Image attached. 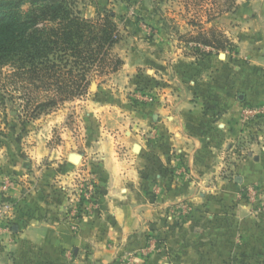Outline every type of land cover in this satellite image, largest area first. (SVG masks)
<instances>
[{"label": "crops", "instance_id": "1", "mask_svg": "<svg viewBox=\"0 0 264 264\" xmlns=\"http://www.w3.org/2000/svg\"><path fill=\"white\" fill-rule=\"evenodd\" d=\"M218 20L217 49L178 38L185 30L210 37L211 22L163 31L149 24L151 33L123 23L128 45L112 47L123 64L86 105L80 135L81 172L96 178L93 206L69 212L63 185L71 186L68 158L78 154L65 153L15 199L10 228L0 220V264H115L128 254L136 264H224L249 248L264 259V217L237 200L233 181L239 173L244 186L264 184L262 135L249 144L251 158L231 163L233 145L248 143L255 111L264 109V0H238ZM123 89L133 93L127 102ZM144 91L150 96H138Z\"/></svg>", "mask_w": 264, "mask_h": 264}, {"label": "rangeland", "instance_id": "2", "mask_svg": "<svg viewBox=\"0 0 264 264\" xmlns=\"http://www.w3.org/2000/svg\"><path fill=\"white\" fill-rule=\"evenodd\" d=\"M77 3L81 10L88 8L92 12V7H94L97 8L96 13L106 9L114 16V20L119 16L121 22L128 25L136 22L145 27H151L149 24H155V26L162 28V31L163 28L171 25H177L182 29L192 27L200 29V26L203 27L204 24L211 22L214 26V34L219 36L222 34L216 29L215 22L220 23L218 18L233 10H226L227 0H77ZM95 13L91 16L86 12L83 13V16L90 18ZM123 23L119 27L121 32L119 43L128 45L131 31L128 30L127 32ZM154 28L150 30V33L153 32ZM196 34L185 30L178 38L185 43L192 40V37H197ZM208 34L205 33L204 35L207 36ZM143 36L145 34L142 32ZM112 53L118 55L113 50ZM107 80H110V77H96L87 94L47 108L32 120L26 121L22 117L26 121L22 124L18 115L19 106L25 100L21 97L23 93H12L10 88L8 89L10 91L0 90V102L5 106L4 109L0 108L2 109L0 110V131H2L0 135V220L5 219V227L10 228L13 224L14 211L18 204L15 200L17 197L20 195L22 197L39 184V179L46 175L50 169L56 167L54 163L64 159L65 153L81 154L83 150L80 135L84 133L83 120L86 119V114L89 112L87 111V104L102 92V88H106L109 84ZM131 94L133 95L132 91L126 92L123 89L120 100L127 102L126 99L131 98ZM145 94L149 95V91H144L138 96H145ZM263 119L264 116L261 114L252 118L251 129L247 135L248 143H245L244 139L233 145L232 151L238 156H233L232 160H234L231 163L239 161L242 156L251 158L253 152L249 149V144L257 141L260 143L261 140H258V135H262L264 138ZM72 164L74 165L73 171L77 172L75 173L76 176L84 166L83 159L79 158L77 163ZM80 175L85 176V174ZM235 176L233 181L238 179L239 182L235 183L241 188L237 200L240 197L242 203L247 205L249 213L254 217H264V184L252 183L244 186L240 179L241 175L236 173ZM63 186L68 191L72 189L70 184ZM67 193L69 195V192ZM256 225L257 223H253V226ZM251 246H256V243H252ZM256 251L257 248H249L243 252L236 251V254L230 255L224 264H264L262 257H256L254 253ZM146 253H148V249Z\"/></svg>", "mask_w": 264, "mask_h": 264}, {"label": "trees", "instance_id": "3", "mask_svg": "<svg viewBox=\"0 0 264 264\" xmlns=\"http://www.w3.org/2000/svg\"><path fill=\"white\" fill-rule=\"evenodd\" d=\"M236 1L227 0L226 10H234ZM77 4V0H0V90L23 93L21 124L47 108L82 97L96 77L123 64L112 53L121 37L114 16L102 9L88 18ZM195 39L215 49L224 45L213 32Z\"/></svg>", "mask_w": 264, "mask_h": 264}, {"label": "built area", "instance_id": "4", "mask_svg": "<svg viewBox=\"0 0 264 264\" xmlns=\"http://www.w3.org/2000/svg\"><path fill=\"white\" fill-rule=\"evenodd\" d=\"M264 109L255 111V114H261ZM85 176H81L82 172L76 174L72 179L69 199V212L71 211L75 217L82 215L87 208L93 206L96 195L97 185L95 175L91 170L85 169ZM77 173V172H76ZM83 175V174H82ZM185 207V206H184ZM115 264H136V260L133 255L120 258Z\"/></svg>", "mask_w": 264, "mask_h": 264}, {"label": "water", "instance_id": "5", "mask_svg": "<svg viewBox=\"0 0 264 264\" xmlns=\"http://www.w3.org/2000/svg\"><path fill=\"white\" fill-rule=\"evenodd\" d=\"M139 149V146L136 145L135 146V150H138ZM80 156L79 155H75V154H72L68 159L71 163H77L78 160H79ZM235 182H239L238 179L235 180ZM165 264H169V263H165Z\"/></svg>", "mask_w": 264, "mask_h": 264}]
</instances>
